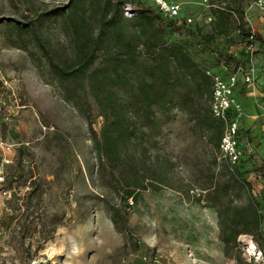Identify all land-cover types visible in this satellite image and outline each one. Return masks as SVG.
Returning a JSON list of instances; mask_svg holds the SVG:
<instances>
[{
	"label": "rangeland",
	"instance_id": "rangeland-1",
	"mask_svg": "<svg viewBox=\"0 0 264 264\" xmlns=\"http://www.w3.org/2000/svg\"><path fill=\"white\" fill-rule=\"evenodd\" d=\"M167 1L181 6V19L192 17L210 32L202 0ZM241 1L257 39L258 76L254 96L239 89L238 161L216 147L203 99L178 98L169 118L157 111L158 128L126 143L110 166L93 147L104 125L98 107L49 63L75 66L74 3L87 33L109 2L122 10L156 7L151 0H0V264H255L238 240L250 237L264 251V19L248 10L251 0ZM126 17L125 28H133ZM176 26L170 36L184 40ZM242 39L215 36L211 54L225 59L231 52L247 64ZM195 51L207 58L203 47ZM250 194L260 227L228 225Z\"/></svg>",
	"mask_w": 264,
	"mask_h": 264
},
{
	"label": "trees",
	"instance_id": "trees-1",
	"mask_svg": "<svg viewBox=\"0 0 264 264\" xmlns=\"http://www.w3.org/2000/svg\"><path fill=\"white\" fill-rule=\"evenodd\" d=\"M231 1L226 4L218 2L223 5V10L213 11L215 21L208 34L195 27L187 30L190 35H182L184 40L170 36L174 31L173 25H177L179 30L184 29L183 19L168 20L167 23L157 8L137 9L132 20L133 28H125L127 22L120 2H109L96 18L95 32L87 33L79 28L85 16L74 3L71 31L75 66L67 70L53 61L49 65L63 84L73 86L76 91H87L98 107L100 117L104 119L100 138L93 137L99 163L117 164L125 144L144 139L142 137L148 135L146 129L158 128L156 112L162 111L168 119L170 108L178 98H182L185 104L203 99L209 109L212 89L204 69L213 50L215 36L227 37L236 30L234 15L240 23V35L245 38L248 35L243 30L242 1ZM198 46L204 48L206 59H197L195 49ZM207 122L214 133L213 141L219 148L223 125L214 120L210 112ZM242 185L250 193L251 187L245 183ZM222 194L226 193L222 190ZM127 195L137 201L133 193L128 192ZM247 206L244 212L232 210L228 225L244 224L259 228L262 216L251 194ZM238 234L230 237L231 243H236ZM226 235L224 232V239Z\"/></svg>",
	"mask_w": 264,
	"mask_h": 264
},
{
	"label": "built area",
	"instance_id": "built-area-1",
	"mask_svg": "<svg viewBox=\"0 0 264 264\" xmlns=\"http://www.w3.org/2000/svg\"><path fill=\"white\" fill-rule=\"evenodd\" d=\"M153 5L157 8L160 15L166 20L181 19V6L169 2L167 0H151ZM202 6L205 10H210L207 16L208 28H212L215 21L213 11L223 10V5L216 3L214 0H202ZM248 10H255L261 15V19H264V0H251V4ZM248 11L244 10V17H247ZM123 15L128 19H134L137 15V9L133 8L130 4L123 6ZM184 21V29L180 31L183 36L190 35L187 30L191 28H201L199 24H195V19L192 17L182 18ZM234 20L237 22L236 30L234 33L240 35L239 21L236 15ZM247 22L249 20L247 19ZM244 24V21H243ZM244 28L248 30V35L245 39L239 41V48L244 50L245 54H248L249 60L247 64L242 61L240 56L233 58L230 52V58L227 61L221 59L216 54H210L208 60L205 63V74L211 81L212 94L209 100V112L211 117L222 123L223 135L221 138L220 147L225 153V157L230 160L231 164H235L240 157V152L237 148V133L242 121V108L238 101L239 89L244 88V91L248 96H254L257 93L256 79L258 76V68L254 54L257 53V39L253 31L252 26L244 25ZM216 45L219 42H215ZM238 48V46H236ZM200 56H203L200 55ZM197 59L200 60L197 54ZM204 60V59H203ZM193 193V192H192ZM238 243L243 244V251L245 257L249 262L255 264L264 263V251H262L254 240L247 236H241Z\"/></svg>",
	"mask_w": 264,
	"mask_h": 264
},
{
	"label": "water",
	"instance_id": "water-1",
	"mask_svg": "<svg viewBox=\"0 0 264 264\" xmlns=\"http://www.w3.org/2000/svg\"><path fill=\"white\" fill-rule=\"evenodd\" d=\"M33 264H45L44 262H39V263H33Z\"/></svg>",
	"mask_w": 264,
	"mask_h": 264
},
{
	"label": "bare ground",
	"instance_id": "bare-ground-1",
	"mask_svg": "<svg viewBox=\"0 0 264 264\" xmlns=\"http://www.w3.org/2000/svg\"><path fill=\"white\" fill-rule=\"evenodd\" d=\"M32 124V123H31Z\"/></svg>",
	"mask_w": 264,
	"mask_h": 264
}]
</instances>
